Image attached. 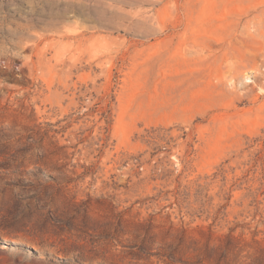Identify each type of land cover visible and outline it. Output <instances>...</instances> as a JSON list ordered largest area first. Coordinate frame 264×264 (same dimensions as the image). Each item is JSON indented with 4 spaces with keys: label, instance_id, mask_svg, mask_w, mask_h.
Instances as JSON below:
<instances>
[{
    "label": "rangeland",
    "instance_id": "rangeland-1",
    "mask_svg": "<svg viewBox=\"0 0 264 264\" xmlns=\"http://www.w3.org/2000/svg\"><path fill=\"white\" fill-rule=\"evenodd\" d=\"M0 264H264V0H0Z\"/></svg>",
    "mask_w": 264,
    "mask_h": 264
}]
</instances>
